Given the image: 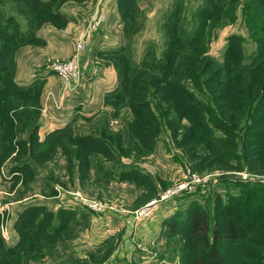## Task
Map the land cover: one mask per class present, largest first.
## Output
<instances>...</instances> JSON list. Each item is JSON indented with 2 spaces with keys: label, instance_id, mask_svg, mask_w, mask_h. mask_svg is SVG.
Wrapping results in <instances>:
<instances>
[{
  "label": "rangeland",
  "instance_id": "1",
  "mask_svg": "<svg viewBox=\"0 0 264 264\" xmlns=\"http://www.w3.org/2000/svg\"><path fill=\"white\" fill-rule=\"evenodd\" d=\"M144 1L146 9L132 8L125 11L126 18L119 19L118 40L93 53L105 68L103 94L48 131L41 129L38 76L16 80L15 65L24 46L36 45L27 43V33L28 39L34 38L38 19L50 10L41 11L38 0H0V264H180L183 242L167 236L163 228V221L174 212L197 201L212 218L215 196L226 200L238 195L242 200L246 190L237 184L242 182L238 173L249 174L241 184L263 189L253 196L257 204H264V165L250 172L239 170L236 163L224 164L205 152L197 153L193 138L182 137L183 131L172 124L178 118L167 106L171 94L167 92L169 98L163 99L152 86L141 94L155 103L159 99L161 128L156 133L138 124L125 102L126 82L121 83L125 75L130 78L143 69L155 73L159 87L167 90L186 59L209 58L222 65L232 45L229 37L234 38L235 49L243 51L241 65H247L256 49L240 12L233 23L207 22L200 39L196 38L202 31L196 12L207 0ZM212 23L219 26L210 29ZM177 36L192 37L197 46L184 52L187 44L178 48ZM78 61L81 72L80 57ZM151 66L155 72L149 70ZM231 72L227 83L235 78ZM37 104L38 117L30 114L36 113ZM257 115L264 123V111ZM187 170L219 178L200 185L194 194L160 204L149 220L128 223L127 213L135 210L146 182L153 183L157 198L184 181ZM227 177L238 181L222 180ZM246 197L240 203L243 208ZM70 211L78 213L76 220L68 221ZM81 214L86 217L83 221Z\"/></svg>",
  "mask_w": 264,
  "mask_h": 264
},
{
  "label": "trees",
  "instance_id": "2",
  "mask_svg": "<svg viewBox=\"0 0 264 264\" xmlns=\"http://www.w3.org/2000/svg\"><path fill=\"white\" fill-rule=\"evenodd\" d=\"M214 1L207 0L196 12L197 26L202 30L196 38H203L210 21L222 19L227 24L233 23L239 11L255 44L256 53L251 62L241 65L242 49H235L234 38L229 37V44L232 42V45L227 48L222 65L209 58L186 59L180 67L181 73L173 75L174 82L167 90L159 87L155 73L140 69L130 78L125 75L126 80L122 78L121 82H126L125 102L136 115L138 124H146L147 128L156 129L157 133L161 128L157 117L161 115L162 105L159 99L155 103L141 92H149L148 86H152L166 100L169 92L172 101L168 102V109L178 118L172 124L183 131L182 137L193 138V143L198 146L197 153L205 152L224 164L236 163L239 170L243 168L252 172L264 165V123L257 115L264 111V0H245L240 4H236L238 0H220L216 5ZM117 6L125 14L132 8L133 2L120 0ZM38 7L41 8L40 1ZM218 12L222 13L221 16H218ZM217 26L213 25L210 29ZM27 37L28 33L27 43L38 42L35 37ZM176 40L180 44L178 48L187 44L184 52L197 46L192 37L183 39L177 36ZM153 69L149 67V70ZM230 69L235 78L230 79L232 83H227ZM137 83L147 87L136 88ZM35 110L36 113L30 114L38 117V104ZM144 111L148 112L144 114ZM180 119L186 122L185 125L182 126ZM222 180L238 181L230 177ZM241 183L237 184L239 187L244 185L246 191L243 194L247 196L244 208L240 206L244 197L241 200L238 195H233L223 200L215 196L212 218L204 206L191 201L184 210L174 212L163 221L166 235L177 236L183 242L180 264H264V204H257L253 196L263 189L257 184ZM155 195L153 183L146 182L145 193L137 199L134 208H140ZM77 214L70 211L68 221L76 220ZM85 218L84 214L80 215V221Z\"/></svg>",
  "mask_w": 264,
  "mask_h": 264
},
{
  "label": "crops",
  "instance_id": "3",
  "mask_svg": "<svg viewBox=\"0 0 264 264\" xmlns=\"http://www.w3.org/2000/svg\"><path fill=\"white\" fill-rule=\"evenodd\" d=\"M39 1L41 11H50L38 19V29L34 35L38 41L36 45L24 46L19 51L15 71L16 80L19 81L37 74L41 89V129L51 131L52 126L68 122L78 109H85L91 102L97 101L107 88L103 83L105 68L101 59L93 56V53L104 50L118 40L120 20L124 16L126 18L127 14L119 11L117 3L120 0H106L102 5H97L96 0ZM132 2V10L138 6L146 9L145 5L148 4L144 0ZM78 44L82 46L79 53L81 76L71 92H63L59 79L45 68V61L47 58L61 61L70 59ZM58 103L59 106L56 105ZM150 232L145 234L149 235Z\"/></svg>",
  "mask_w": 264,
  "mask_h": 264
},
{
  "label": "built area",
  "instance_id": "4",
  "mask_svg": "<svg viewBox=\"0 0 264 264\" xmlns=\"http://www.w3.org/2000/svg\"><path fill=\"white\" fill-rule=\"evenodd\" d=\"M98 1L100 3L103 0ZM81 49L82 46L79 44L77 46L76 54L74 55V57L72 56L70 60H48V69L58 77L63 92L72 91L75 87V83L80 79L81 72L78 59ZM237 177L239 181L246 182V180L249 178V174L238 173ZM217 178H219V175L217 174L198 176L197 174L187 170L186 179L184 181L176 183L174 186L167 189L164 193L160 194L157 198L151 199L140 208H137L134 211H129L127 213V216L129 217L128 223L130 225H137L143 221L151 219L160 204L178 197L194 194V192L200 185H204L207 183L213 184L215 183ZM91 208L95 209L96 205L92 204Z\"/></svg>",
  "mask_w": 264,
  "mask_h": 264
}]
</instances>
